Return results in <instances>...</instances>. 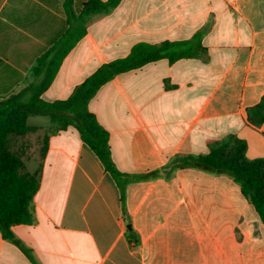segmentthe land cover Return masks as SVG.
Returning <instances> with one entry per match:
<instances>
[{"label":"crops","instance_id":"obj_1","mask_svg":"<svg viewBox=\"0 0 264 264\" xmlns=\"http://www.w3.org/2000/svg\"><path fill=\"white\" fill-rule=\"evenodd\" d=\"M66 2L0 0V101L35 82L38 58L68 29ZM164 42L191 56L120 74L88 104L122 187L75 127L53 132L34 220L12 228L32 260L0 233V264H264V227L238 183L168 169L231 138L264 159V0H122L89 18L41 99L66 100L102 65ZM28 125L53 128L46 116Z\"/></svg>","mask_w":264,"mask_h":264},{"label":"trees","instance_id":"obj_2","mask_svg":"<svg viewBox=\"0 0 264 264\" xmlns=\"http://www.w3.org/2000/svg\"><path fill=\"white\" fill-rule=\"evenodd\" d=\"M122 0H90L81 10L74 8V0H67L65 12L68 29L37 60L35 82L23 93L0 101V233L5 240L14 242L32 260L27 249L12 232L18 225L34 220L33 201L40 187V178L24 172L20 156L9 146L10 137L27 135L32 128L30 116L49 117L55 131L75 127L83 143L91 148L106 171L122 187L126 174L116 168L109 148V134L88 110V104L97 92L116 76L168 59L175 62L190 57L183 46L187 43L164 42L160 45L138 44L126 58L102 65L79 85L66 100L47 102L41 95L50 87L62 62L84 37L92 15L102 14L117 7ZM238 149L231 156L220 150L208 155L177 157L168 169H197L213 175H227L241 187L243 196L253 205L264 227V159L248 160L246 143L236 141ZM48 139L45 144L47 151ZM167 169V170H168Z\"/></svg>","mask_w":264,"mask_h":264},{"label":"rangeland","instance_id":"obj_3","mask_svg":"<svg viewBox=\"0 0 264 264\" xmlns=\"http://www.w3.org/2000/svg\"><path fill=\"white\" fill-rule=\"evenodd\" d=\"M53 132H55V127L47 130L33 128L25 136L10 137V149L20 156L24 164V172L39 178L46 140ZM236 141L235 138L226 140L217 145L214 150H220L226 156H231L238 149Z\"/></svg>","mask_w":264,"mask_h":264}]
</instances>
